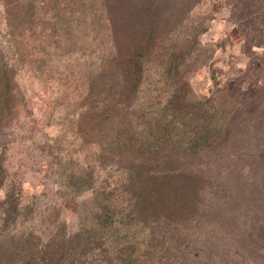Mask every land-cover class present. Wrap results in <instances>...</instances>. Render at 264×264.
<instances>
[{
    "label": "rangeland",
    "instance_id": "obj_1",
    "mask_svg": "<svg viewBox=\"0 0 264 264\" xmlns=\"http://www.w3.org/2000/svg\"><path fill=\"white\" fill-rule=\"evenodd\" d=\"M70 1L74 4L66 6ZM77 2L0 0L1 41L16 42L25 52L30 47L48 48L43 66L50 69L34 75L33 71L21 73L19 83L57 104L33 139L16 137L1 155L11 180L3 188L10 182L21 188L24 222L39 228L41 220L58 219L67 222L69 231L85 222L93 196L90 191L76 195L71 191L72 182L65 175L72 171L109 186L116 225L105 235L116 246L110 264H264V158L259 156L264 150V0L189 2L192 9L182 22V33L188 36L191 30L201 31L194 60L205 64L191 76L187 74L189 88L191 83L194 93L203 97L215 93L220 107L235 108L238 131L221 153L196 161L205 163L202 169L209 189L197 214L170 224L175 227L173 233L164 225L152 228L150 219L146 224L131 219L130 193L121 183L130 171L125 163L102 160L95 146L79 151L86 80L99 41L93 35L80 36L77 30L86 25L75 17L64 18ZM27 8L34 11L28 25L16 16ZM71 46L79 52L76 67L69 62ZM185 62L190 68V59ZM158 74L157 70L149 72L142 92L161 107L170 88ZM185 164L190 167V157H185ZM150 238L156 244L152 256L144 247Z\"/></svg>",
    "mask_w": 264,
    "mask_h": 264
},
{
    "label": "trees",
    "instance_id": "obj_2",
    "mask_svg": "<svg viewBox=\"0 0 264 264\" xmlns=\"http://www.w3.org/2000/svg\"><path fill=\"white\" fill-rule=\"evenodd\" d=\"M189 2L78 0L64 17H75L86 25L77 30L80 36L93 35L99 41L86 80L79 151L95 146L102 160L125 163L130 171L121 183L130 193L131 219L138 224L150 219L152 228L164 225L169 233L175 229L172 222L198 213L209 189L202 169L205 163L196 161L221 153L238 131L235 108L220 107L215 93L203 97L194 93L191 83L189 88L187 74L191 76L205 65L194 60L201 31L191 30L188 36L182 33V22L192 9ZM68 3L66 6L74 1ZM32 14L28 8L16 12L26 25ZM47 49L30 47L25 52L18 43L0 39V264H110L115 245L105 235L116 225L108 185L88 181L81 173L65 175L75 195L90 191L93 196L89 215L75 231L58 219L41 220L39 228L26 224L21 188L11 182L3 188L11 180L2 153L16 137L33 139L57 106L55 99L47 102L19 83L21 73L33 71L34 75L50 69L43 66ZM68 50L69 62L76 67L79 52L73 46ZM189 59L190 68L185 62ZM151 70H157L162 84L170 88L161 107L142 92ZM186 156L190 167L183 165ZM259 156L264 158V150ZM144 247L152 256L155 238Z\"/></svg>",
    "mask_w": 264,
    "mask_h": 264
}]
</instances>
